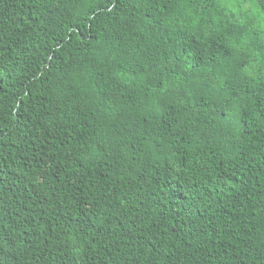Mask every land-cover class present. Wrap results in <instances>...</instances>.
Returning <instances> with one entry per match:
<instances>
[{
  "label": "trees",
  "instance_id": "1",
  "mask_svg": "<svg viewBox=\"0 0 264 264\" xmlns=\"http://www.w3.org/2000/svg\"><path fill=\"white\" fill-rule=\"evenodd\" d=\"M0 264H264V0H0Z\"/></svg>",
  "mask_w": 264,
  "mask_h": 264
}]
</instances>
